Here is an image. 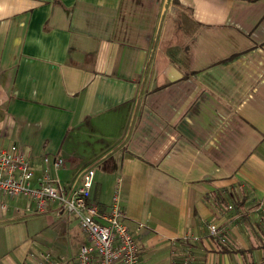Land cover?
I'll return each instance as SVG.
<instances>
[{
	"label": "crops",
	"instance_id": "obj_1",
	"mask_svg": "<svg viewBox=\"0 0 264 264\" xmlns=\"http://www.w3.org/2000/svg\"><path fill=\"white\" fill-rule=\"evenodd\" d=\"M11 143L70 189L92 169L101 210L120 175L139 264H183L187 245L190 264H264V0H0ZM66 218L80 229L8 199L0 264L55 256L50 230L77 239Z\"/></svg>",
	"mask_w": 264,
	"mask_h": 264
},
{
	"label": "built area",
	"instance_id": "obj_2",
	"mask_svg": "<svg viewBox=\"0 0 264 264\" xmlns=\"http://www.w3.org/2000/svg\"><path fill=\"white\" fill-rule=\"evenodd\" d=\"M52 163L60 167L64 159L54 158ZM93 176L92 169L86 170L80 185L70 189L47 172L35 175L23 151L11 143L0 148V206L4 209L8 199L24 196L35 204L37 211H44L56 202L59 209L74 216L88 243L79 246L73 264H139L138 245L132 230L123 221L126 214L120 206L122 177H115L109 207L101 210L91 196ZM209 230L215 233L213 225ZM39 258L38 264H69L43 252ZM191 261V247L187 245L181 262L190 264Z\"/></svg>",
	"mask_w": 264,
	"mask_h": 264
},
{
	"label": "rangeland",
	"instance_id": "obj_3",
	"mask_svg": "<svg viewBox=\"0 0 264 264\" xmlns=\"http://www.w3.org/2000/svg\"><path fill=\"white\" fill-rule=\"evenodd\" d=\"M66 222L69 223L68 226L71 230H73V233L76 234L77 239H75V237H72L71 235H62L60 233H57L56 231L50 230V232L48 233H51V238L48 239V242H51L50 246L54 248V252L52 253L53 255L63 257L64 260H69V258L76 252L79 244H86L88 243V240L86 235L79 229L76 221L73 218H66ZM57 249L61 251L59 252ZM45 254H47V252ZM55 256H51V258H57Z\"/></svg>",
	"mask_w": 264,
	"mask_h": 264
}]
</instances>
